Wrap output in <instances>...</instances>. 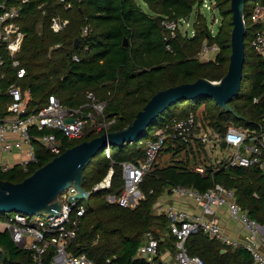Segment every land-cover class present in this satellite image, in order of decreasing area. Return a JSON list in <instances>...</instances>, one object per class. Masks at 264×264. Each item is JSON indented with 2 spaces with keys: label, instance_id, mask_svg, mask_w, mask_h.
Segmentation results:
<instances>
[{
  "label": "trees",
  "instance_id": "16d2710c",
  "mask_svg": "<svg viewBox=\"0 0 264 264\" xmlns=\"http://www.w3.org/2000/svg\"><path fill=\"white\" fill-rule=\"evenodd\" d=\"M141 1L148 12L135 0H28L24 3L16 18L24 34L17 58L25 69L19 85L22 91L28 88V109L40 107L50 94L65 106L78 107L85 101V93L91 91L105 102L104 118L113 119L107 130L119 129L133 119L135 112L157 90L197 77L216 80L224 74L231 28L229 0H211L219 16L214 31L209 29L200 11L203 0ZM255 3H264V0L244 3V60L238 91L229 101L238 117L218 107L209 97L182 99L158 114L135 140L107 146L109 158L104 155L105 148L98 151L84 167L81 185L89 189L111 167L110 185L92 192L87 201H81L84 213L72 251L84 252L98 263L112 255H115L112 264L136 261L135 249L143 232L151 231L156 237H163L167 219L162 212L155 213L153 205L169 185H184L201 192L214 183H221L234 189L235 201L251 218L264 223V172L257 165L225 166L224 160L206 166L204 173L177 161L154 166L138 186L143 198L134 207H121L105 199L107 194L115 195L121 188L120 162L139 160L145 139L152 137L171 117L196 114L201 106L202 125L209 127L218 139L228 125L249 129L259 121L264 112V55L255 52L249 44L253 30L260 28V23L250 17ZM54 15L66 19L57 32L49 28L50 17ZM191 15L190 32L176 26L171 35L161 24V21L180 22ZM83 27H86L84 32ZM211 44L218 47L213 59H199L203 46ZM72 54L78 60H73ZM10 77L11 72L0 85V113L7 99L4 87ZM94 135L97 133L69 141L61 138V150ZM35 151L39 158L37 164L25 172L17 166L0 171V179L18 181L53 156L38 144ZM6 214L0 213V219ZM166 236L169 240L162 238V242L172 245V237ZM0 245L5 252L2 264H21L28 260L25 252L15 249L6 231H0ZM185 247L189 254H199L203 264H253L246 250L229 249L199 230L187 237ZM222 248L225 250L221 251Z\"/></svg>",
  "mask_w": 264,
  "mask_h": 264
},
{
  "label": "built area",
  "instance_id": "2783aa9c",
  "mask_svg": "<svg viewBox=\"0 0 264 264\" xmlns=\"http://www.w3.org/2000/svg\"><path fill=\"white\" fill-rule=\"evenodd\" d=\"M27 1L0 0V85L8 73H12L4 87L7 99L0 113V171L17 166L25 172L38 163L37 144L56 155L61 151V138L69 141L91 133L99 134L106 131L113 121L104 118L105 102L98 100L91 91L85 93V101L78 107L65 106L50 94L40 107L28 109V88L22 91L19 85L25 69L17 58L24 34L16 22L21 6ZM64 6L67 8L69 4ZM250 17L256 23L263 21L264 3H255ZM65 23L66 19L54 15L50 17L49 28L57 32ZM161 24L172 35L178 22L161 21ZM82 31H86V27ZM249 44L255 52L264 54V32L260 28L253 30ZM217 50L215 44L204 45L201 54H212L209 58L213 59ZM71 58L78 60L76 54ZM68 116L72 120L66 122L64 119ZM195 116L189 112L182 118L171 117L153 132L152 137L145 139L139 160L121 161V188L115 195L107 194L106 201L121 207H134L143 198L138 186L144 174L154 168L158 154L170 146L204 145L208 142L218 145L223 140V148L228 150L225 166L257 165L264 172V112L252 128L228 125L220 139L203 129ZM103 151L109 158L107 147ZM191 168L198 173L205 171V166L199 163ZM111 174L112 168L109 167L105 175L87 190L92 193L108 188ZM166 191L192 200L197 210L186 212L171 205L163 208L167 219L165 233L172 237V250L162 242V238L145 231L135 249L137 260L129 264H203L199 254H189L185 247L187 237L198 230L221 245L246 250L253 264H264V223L251 218L235 201L233 188L214 183L199 192L184 185H169ZM74 193L75 190L69 186L57 194L54 200L58 201L59 208L53 214L28 215L12 211L0 219V231L7 232L15 249L26 253L28 260L26 263L21 261V264L113 263L115 255L106 256L98 263L84 252L72 251V242L84 213L82 200L71 199ZM220 207L225 208L231 220L240 224L244 232L241 239L229 236L221 227L214 215L215 209ZM2 256L4 260L5 252L0 245V264L3 263Z\"/></svg>",
  "mask_w": 264,
  "mask_h": 264
},
{
  "label": "water",
  "instance_id": "95a60500",
  "mask_svg": "<svg viewBox=\"0 0 264 264\" xmlns=\"http://www.w3.org/2000/svg\"><path fill=\"white\" fill-rule=\"evenodd\" d=\"M244 3L245 0H229V54L222 76L216 80L197 77L190 82L159 89L150 95L125 126L103 131L63 148L18 181L0 179V213L53 214L59 208L55 197L69 186L75 190L71 199L87 201L91 192L81 185V180L82 171L91 157L107 146H120L135 140L158 114L178 100L209 97L218 107L238 117L229 101L238 91L244 60ZM122 43L125 44V39ZM64 120L71 121L72 117L68 116ZM218 145L222 148L224 141L220 140Z\"/></svg>",
  "mask_w": 264,
  "mask_h": 264
},
{
  "label": "rangeland",
  "instance_id": "374dc122",
  "mask_svg": "<svg viewBox=\"0 0 264 264\" xmlns=\"http://www.w3.org/2000/svg\"><path fill=\"white\" fill-rule=\"evenodd\" d=\"M137 2V4L142 8V10H144L145 12H148L145 4L141 1V0H135ZM212 1L211 0H203L202 5L200 6V11L203 13L206 22L208 23L209 29L211 31H214L218 21H219V16L216 12V10H214L212 8ZM193 19V15H191L188 18H184L182 19L180 22H178L177 26L179 27L180 30L186 29L187 31L190 32L191 30V21ZM198 58L203 60V59H207L209 58V53H205V54H199ZM201 115V106L197 109L196 111V116H197V121L199 122V125H201L203 127V129L207 130L210 133H214L212 130H210L209 127L207 126H203V121L200 118ZM205 123V122H204ZM194 147V148H193ZM192 148H189V153L187 154V152L185 153V155L182 157L183 160H177V162H180L181 164H186L187 167H190L191 164L195 163V162H200L201 159L203 157L206 158V160H211L214 158H220L221 156L226 154L227 149L226 148H219L218 145L213 144L212 142H208L207 144L204 145H200L198 143L194 144ZM162 156L161 158L158 157V165L157 167H161L164 166L168 163H171V158L172 156H166V155H160ZM177 157V156H175ZM181 157V156H180ZM176 162V161H175ZM165 192H162L161 195H163ZM160 197L156 198V200L154 201V205H153V211L155 213H163V207L161 208V206H163V204L165 205V203H167L166 200H164L163 198ZM158 238H163L164 240L168 241V237L165 234V231L163 232V237H158Z\"/></svg>",
  "mask_w": 264,
  "mask_h": 264
},
{
  "label": "crops",
  "instance_id": "0c3cea01",
  "mask_svg": "<svg viewBox=\"0 0 264 264\" xmlns=\"http://www.w3.org/2000/svg\"><path fill=\"white\" fill-rule=\"evenodd\" d=\"M259 23H260V29L264 32V20L259 22ZM211 56H212V54H209V57H211ZM192 147H193V145L176 146L174 148L170 146L168 149L165 148L156 157L154 166L156 167L158 165V157H160V158L162 157L160 155H166V156L168 155L169 157L172 156V158H171L172 162L177 161V160L181 161V160H183L182 157L185 155V153L187 152V154H188L189 148H192ZM227 152H228V150L226 151V154H227ZM226 154L221 156L220 158H214L211 160H209V159L206 160V158L203 157L200 162H195V163L191 164L190 167L194 164H197V163L205 166V168H206V166H213L214 164H217L221 160H224L226 157ZM175 156H177V157H175ZM161 198H163L164 200L167 201V203H165V205L164 204H163V206L160 205L161 208L162 207L165 208L166 206L171 205L177 209H181V210H184L186 212H193V211L197 210V207L195 206L194 202L190 199L180 197V196L170 195L167 192H165L163 195H161ZM214 215L216 216V218L219 221L223 230L229 236L237 238V239L242 238L244 232H243L242 228L240 227V224L237 223L236 221L231 220L228 217L225 208L220 207V208L215 209ZM167 247H169V249L172 250V245L168 244ZM228 248L234 249L231 247H228ZM224 250H225L224 248L221 249V251H224Z\"/></svg>",
  "mask_w": 264,
  "mask_h": 264
}]
</instances>
